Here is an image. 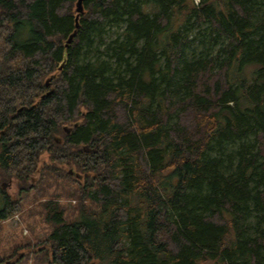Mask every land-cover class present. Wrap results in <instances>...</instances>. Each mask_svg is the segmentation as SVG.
Returning a JSON list of instances; mask_svg holds the SVG:
<instances>
[{
	"label": "trees",
	"instance_id": "16d2710c",
	"mask_svg": "<svg viewBox=\"0 0 264 264\" xmlns=\"http://www.w3.org/2000/svg\"><path fill=\"white\" fill-rule=\"evenodd\" d=\"M76 1L0 0V181L46 155L77 203L41 205L33 264H264L262 0ZM203 24L219 47L188 59Z\"/></svg>",
	"mask_w": 264,
	"mask_h": 264
},
{
	"label": "rangeland",
	"instance_id": "374dc122",
	"mask_svg": "<svg viewBox=\"0 0 264 264\" xmlns=\"http://www.w3.org/2000/svg\"><path fill=\"white\" fill-rule=\"evenodd\" d=\"M193 1L196 4L199 3V0ZM262 4L264 6V0H262ZM121 31L118 27L107 26L102 37L104 46L114 40L116 35L121 33ZM187 40L190 43L185 49L184 54L188 59L193 56L196 57L200 53L214 55L219 47V44H210V37L206 31L205 24L189 29ZM101 49L103 48L101 47ZM43 83L46 85V77ZM57 143H60V141H57ZM89 150L91 151V149ZM40 159L38 170L30 175L28 184L23 187V190H21V185L15 179L7 178L0 181V190L10 198L20 200L21 206L20 212L0 224V253L3 256L4 262L8 264L19 256L23 257L25 255H28V264H33V251L45 248V246L38 245L41 244V241L45 240L49 226L46 225L40 209L41 205L46 203L52 194L57 193L60 195L58 201L68 212H73L77 207L75 199L65 196L66 192L69 194L72 191L70 185H73L68 180L54 181L52 176L46 177V173L42 169L46 163V155ZM69 170H73V168ZM73 174L75 175L76 173L73 172ZM67 186L68 188H66ZM1 205L0 200V208Z\"/></svg>",
	"mask_w": 264,
	"mask_h": 264
},
{
	"label": "water",
	"instance_id": "95a60500",
	"mask_svg": "<svg viewBox=\"0 0 264 264\" xmlns=\"http://www.w3.org/2000/svg\"><path fill=\"white\" fill-rule=\"evenodd\" d=\"M83 1L84 0H77L76 1V4H75V11H76V13H77V15H81V14H83ZM76 20H77V18H76ZM74 35V34H73ZM73 35L68 39V41H67V44H69L70 43V41H71V38L73 37ZM49 84H48V82H46V86H48ZM76 126V125H75ZM66 130V129H65ZM66 133H69V130H66ZM83 151L84 152H89L90 150L88 149V148H86V147H83ZM68 174L71 176V175H74L73 174V172H72V170H69L68 171ZM76 178H78L79 176H78V174H75L74 175ZM6 264H8V263H6Z\"/></svg>",
	"mask_w": 264,
	"mask_h": 264
},
{
	"label": "flooded vegetation",
	"instance_id": "af4514ba",
	"mask_svg": "<svg viewBox=\"0 0 264 264\" xmlns=\"http://www.w3.org/2000/svg\"><path fill=\"white\" fill-rule=\"evenodd\" d=\"M44 86H45V87H44L43 89H41L40 91L46 95V85H44ZM15 181H16V180H15Z\"/></svg>",
	"mask_w": 264,
	"mask_h": 264
}]
</instances>
